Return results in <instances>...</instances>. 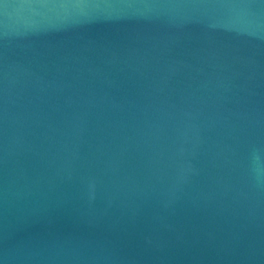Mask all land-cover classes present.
I'll return each mask as SVG.
<instances>
[{"label":"water","instance_id":"95a60500","mask_svg":"<svg viewBox=\"0 0 264 264\" xmlns=\"http://www.w3.org/2000/svg\"><path fill=\"white\" fill-rule=\"evenodd\" d=\"M0 264H264V0H0Z\"/></svg>","mask_w":264,"mask_h":264}]
</instances>
